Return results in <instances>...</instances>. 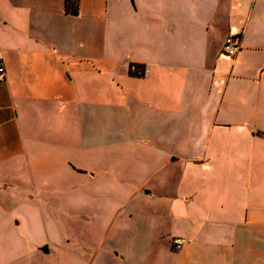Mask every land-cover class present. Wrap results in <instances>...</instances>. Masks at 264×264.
I'll list each match as a JSON object with an SVG mask.
<instances>
[{"label": "crops", "instance_id": "crops-1", "mask_svg": "<svg viewBox=\"0 0 264 264\" xmlns=\"http://www.w3.org/2000/svg\"><path fill=\"white\" fill-rule=\"evenodd\" d=\"M68 1L0 0V264H264V0Z\"/></svg>", "mask_w": 264, "mask_h": 264}, {"label": "built area", "instance_id": "built-area-1", "mask_svg": "<svg viewBox=\"0 0 264 264\" xmlns=\"http://www.w3.org/2000/svg\"><path fill=\"white\" fill-rule=\"evenodd\" d=\"M241 48V38L238 35H229L224 42L222 53L228 57H234ZM133 69H136L133 67ZM144 72V71H143ZM142 72V73H143ZM6 78V68L4 65H0V81ZM189 239L177 237L173 240V247L175 249H181V247L189 242Z\"/></svg>", "mask_w": 264, "mask_h": 264}, {"label": "trees", "instance_id": "trees-1", "mask_svg": "<svg viewBox=\"0 0 264 264\" xmlns=\"http://www.w3.org/2000/svg\"><path fill=\"white\" fill-rule=\"evenodd\" d=\"M74 1H68V8L70 10H72L73 12L75 11L73 8H74ZM135 70L134 71H131L132 73H136V74H139V73H142L143 72V69H140V68H143L142 66H139V65H135Z\"/></svg>", "mask_w": 264, "mask_h": 264}]
</instances>
